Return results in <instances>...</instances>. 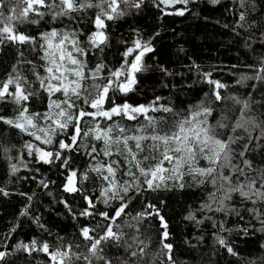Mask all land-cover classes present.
<instances>
[{
    "label": "snow or ice",
    "instance_id": "obj_1",
    "mask_svg": "<svg viewBox=\"0 0 264 264\" xmlns=\"http://www.w3.org/2000/svg\"><path fill=\"white\" fill-rule=\"evenodd\" d=\"M142 2L132 0L131 7L139 8ZM176 2L186 4L188 0H160L163 4ZM122 3L129 5L130 0H0V45H29L33 52L40 53L38 58L42 63L39 67L44 73L41 75L36 71L37 65L24 60V53H19L21 59L18 63L32 65L39 87L29 90L26 86H30V81L13 66L7 79L0 81V104L14 105L13 115H0V124L17 129L43 145H52L55 136H67V141H58L55 152L31 141L25 143L28 155H35L37 163L54 164L59 161L60 166L68 171L63 187L65 192L83 193L79 185L89 179L90 173L105 182L95 201L91 196L83 195L86 207L78 215L95 220L94 224L79 228L80 237L85 241L83 251H73L71 245L66 248L59 245L52 250L49 243H39L35 239L30 244L21 242L16 245L17 250L22 249L29 255L36 251L44 253L50 264H77L81 261L83 264H156L160 256H165L169 264H175L173 245L165 242L169 237L168 224L159 208L147 203L135 215L127 209L134 199L130 193L139 196L146 191L168 189L169 181L183 188L185 175L192 176L197 185L211 183L214 189L201 210L239 215L236 208L229 206L234 195H238L242 202L264 204V164H256L250 158L251 154L264 152V120L250 115L253 104L260 103L253 101L251 94L246 99L235 95L224 97L220 90L227 85L210 79L211 73H205L206 82L212 86L210 94L206 93L199 102L189 105L186 111H176L171 103H162L164 98L160 96L148 104L133 105L127 100L117 103L118 95L127 96L134 91L136 74L145 70L143 57L153 51L151 42L141 39L134 40V46L126 48L120 67L108 69L107 76L101 75L107 67L102 61L93 68L88 67L85 58L89 51L98 49L102 52L108 44L105 21L126 14L120 8ZM240 3L244 6L245 0H240ZM5 8L10 14L5 15ZM91 8L98 11L93 20L96 30L87 36V47L81 45V33L76 29L51 27L38 35H27L15 27L17 24L39 25L45 17L51 18L50 23L62 18L75 19L74 13ZM177 14L184 13L180 11ZM244 20L245 15L241 13L240 21ZM129 57L133 58L129 60ZM246 80L264 81V58L255 76H242L237 83ZM41 91L47 97V110L31 112L29 102ZM226 101L232 103V108L227 107ZM222 103L225 107L211 123L209 117L217 111L215 105ZM237 108L239 115H230ZM120 120L138 123L133 129L122 125ZM162 124L169 125L167 130L161 127ZM69 129L72 130L70 135ZM257 131L259 134L254 135ZM84 140L95 143H82ZM81 149L91 161H95L89 163L82 173L71 169V158L64 155ZM3 150L8 151L7 148ZM200 161H204L205 166L201 167ZM11 170L15 172L17 166L11 165ZM120 172L129 179L118 180ZM40 184L48 187L43 180ZM0 192L4 190L0 189ZM4 194L7 195L6 192ZM113 201H118V206H113ZM61 202L76 219L77 213L72 212L67 202ZM97 202L103 203L111 212L98 210ZM247 211L260 222V230L264 231V213L256 207ZM21 215H27V209ZM151 217L159 219L164 231L161 233L160 251L152 253L150 261H146L150 255V238H142L145 235L142 228L144 221ZM186 219L196 218L190 213ZM35 220L39 224V218ZM217 240L235 255L225 239L217 237ZM75 247L79 249L80 245ZM112 248L122 250L123 255L109 256L108 250ZM5 257L6 253L0 251V261Z\"/></svg>",
    "mask_w": 264,
    "mask_h": 264
},
{
    "label": "trees",
    "instance_id": "obj_2",
    "mask_svg": "<svg viewBox=\"0 0 264 264\" xmlns=\"http://www.w3.org/2000/svg\"><path fill=\"white\" fill-rule=\"evenodd\" d=\"M131 2L129 5H120L125 15L105 21L109 39L103 51L91 49L85 58L89 68L102 61L107 67L101 75L107 76L108 69L120 67L124 59L122 53L127 47L134 46V40L151 42L153 51L143 57L145 70L136 74L134 91L127 96L118 95L117 103L127 100L133 105L148 104L160 96L164 98L162 103H171L176 111H186L189 105L199 102L206 93L210 94L212 86L206 82L204 74L211 73L210 79L227 85L220 90L222 96L235 95L246 99L251 94L253 101H259L253 104L250 115L264 120V81L246 80L237 83L242 76H255L264 58V43H261L264 40V0H245L244 6H241L240 0H188L186 4L176 2L173 5L160 3V0H143L139 8L131 7ZM97 11L91 8L74 13L75 19L62 18L50 23L51 18L45 17L39 25L17 24L15 27L27 35H38L51 27L76 29L81 33V45L87 47V36L96 30L93 20ZM180 11L184 14H177ZM4 13L10 14L7 8ZM241 13L245 15L244 21H240ZM20 52L24 53V60L33 61L37 65L36 71L44 74L39 67L42 61L38 58V51L33 52L29 45L21 47L5 44L0 45V81L7 79L13 66H16L17 71L30 81V86L26 87L36 90L39 85L33 75L32 65L18 63ZM132 58L129 57V60ZM226 104L232 108L230 101H226ZM215 107L217 111L209 117L211 123L218 118L225 104ZM13 108L12 104H0V115L12 116ZM29 109L31 112L46 111V94L41 91L39 96L32 97ZM230 115H239L238 108ZM168 119L171 121L172 117L169 115ZM120 123L134 129L138 122L120 120ZM168 126L161 125L164 130ZM71 131L68 130V135ZM258 134L259 131L254 133ZM60 139L67 141V136H55L52 145H43L17 129L0 124V189L7 193L0 192V251L6 253L0 264H50L42 252L36 251L29 255L22 249H16L18 243L30 244L33 239L39 243H49L52 250L59 245L65 248L71 245L73 251L84 250L85 241L80 237L79 228L94 224L95 220L78 215L86 207L83 195H89L95 201L105 182L90 173L89 179L79 185L83 193H67L63 187L68 171L60 166L59 161L54 164L37 163L35 155L29 156L25 148V143L31 141L45 150L55 152ZM82 143L95 142L84 140ZM4 148L8 151L5 152ZM64 155L71 158L70 168L80 173L87 170L89 163H95L84 154V149L65 152ZM250 158L256 164H264V152L251 154ZM13 164L17 166L15 172L11 170ZM200 166H205V162L200 161ZM117 179L122 182L129 178L120 172ZM42 180L48 184L47 188L41 186ZM182 182L183 188L169 181L168 189L146 191L139 196L130 193L134 199L127 209L135 215L147 203L159 208L168 224L169 237L165 242L173 245L175 264H264V231L260 230V222L247 211L256 207L264 213V204L242 202L238 195H234L229 206L236 208L239 215L201 210L214 190L211 183L197 185L190 175H185ZM61 201L67 202L72 212L77 213L76 219ZM112 203L113 206L119 204L118 201ZM96 206L100 211L111 212L103 203L97 202ZM25 209L27 215H21ZM190 213L194 214L195 220L186 219ZM36 217L39 218V224ZM142 231L145 232L142 238H150V255L146 258V261H150L151 254L160 251L164 229L160 227L158 218L151 217L144 221ZM217 237L225 239L235 255L229 253L227 247L221 246ZM77 244L80 245L79 249L75 247ZM108 255L115 257L123 255V252L112 248L108 250ZM156 264L169 262L165 256H160Z\"/></svg>",
    "mask_w": 264,
    "mask_h": 264
},
{
    "label": "rangeland",
    "instance_id": "obj_3",
    "mask_svg": "<svg viewBox=\"0 0 264 264\" xmlns=\"http://www.w3.org/2000/svg\"><path fill=\"white\" fill-rule=\"evenodd\" d=\"M174 3H169V4H167V5H173Z\"/></svg>",
    "mask_w": 264,
    "mask_h": 264
}]
</instances>
